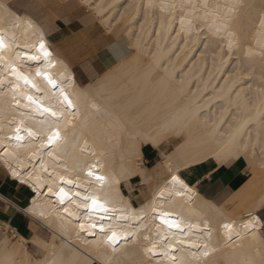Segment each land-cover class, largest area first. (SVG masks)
<instances>
[{
  "label": "bare ground",
  "instance_id": "1",
  "mask_svg": "<svg viewBox=\"0 0 264 264\" xmlns=\"http://www.w3.org/2000/svg\"><path fill=\"white\" fill-rule=\"evenodd\" d=\"M3 3L11 15L0 10V167L28 203L0 198L31 223L26 234L3 224L0 264H264V0ZM80 8L93 30L109 38L122 32L130 50L92 81L55 44L69 31L62 14ZM53 125L61 139L48 144ZM16 127L24 139L16 140ZM146 146L161 156L153 166L144 161ZM242 156L253 176L230 206L207 200L182 174L205 160ZM137 176L140 205L131 197ZM60 188L69 194L63 203ZM93 193L109 211L84 207ZM253 217L255 231L244 227ZM112 231L121 237L115 245L107 240ZM204 244L214 249L207 257L195 247Z\"/></svg>",
  "mask_w": 264,
  "mask_h": 264
},
{
  "label": "crops",
  "instance_id": "2",
  "mask_svg": "<svg viewBox=\"0 0 264 264\" xmlns=\"http://www.w3.org/2000/svg\"><path fill=\"white\" fill-rule=\"evenodd\" d=\"M66 15L61 18L69 31L55 44L76 68L82 79L88 81L94 80L108 66L129 53L128 48H125L120 40H110V42L104 43L102 36H97L98 34L95 31H92L94 32V36L96 35L95 37L92 36L93 34H90L92 32L87 27L94 22V19L89 12L80 8L66 13ZM84 29L85 31H83ZM99 40L102 44L99 43ZM169 147L171 148L172 146ZM169 147L163 149L168 150ZM245 158L244 156L239 157L233 163L230 162L231 164H225L217 159L205 160L183 169L182 174L185 180L189 184L196 186L207 200L214 202L218 206H230L231 198L244 188L253 176L250 167H248L249 162ZM160 160L161 156L158 149L151 148L150 146L144 148V161L147 165L153 166ZM4 172V170L0 169V192L20 206L27 205L26 194L14 182H11ZM140 181L138 176L132 179L134 190L131 197L136 205L143 204L146 201L145 196L140 190L143 187ZM123 189L128 193L125 186H123ZM10 203L0 198V218L4 220L0 219V236L3 233V224L5 222H9L18 229H24L27 232V229H25L27 227V220L22 222L20 218L16 217L15 214L19 213V211ZM258 211H260L259 214L264 219V206ZM93 264L100 263L95 262Z\"/></svg>",
  "mask_w": 264,
  "mask_h": 264
},
{
  "label": "snow or ice",
  "instance_id": "3",
  "mask_svg": "<svg viewBox=\"0 0 264 264\" xmlns=\"http://www.w3.org/2000/svg\"><path fill=\"white\" fill-rule=\"evenodd\" d=\"M0 10H3L8 15H11V13L8 11L6 5L3 3V0H0ZM231 10L232 9H230V11ZM229 46H231V45H229ZM4 47H5V44H4V40H3V34L0 33V49H3ZM39 47H40V50L43 52V54H44L45 57L51 55L50 52L46 49L43 41H41ZM38 58L39 57H37V56L30 57V59H33V60H36ZM22 78L25 80L26 83H31V81H29L27 77H22ZM0 83H2V81H0ZM48 83L49 84H52L53 86H55V83L56 82L49 77L48 78ZM33 87H35L34 84H33ZM63 97H64V101L66 102L67 107L68 108L73 107V101H72V99L69 98L68 94H63ZM28 100L33 101V103H35V101L33 100V98L31 96L28 97ZM44 111L45 112H50L53 117H56L57 116V113L52 112V110L50 108H45ZM25 131H26V133H27L28 136L36 135V133H34L32 131V129H26ZM49 131H50L51 134L47 136V142H48V144H53V143H55V142H57L58 140L61 139V134H60V131H59V129H58L57 126H55V125L51 126L50 129H49ZM20 132H21V128L20 127H16V129H15V133H16V137L15 138H16V140H22V139H24V137L20 135ZM92 175H94V173L91 172V171H89V176H92ZM104 179L105 178L103 176H96V180L99 183H102L104 181ZM172 180L174 182H179L181 185L184 184V182L182 180H180V177H178V176H175L174 175L172 177ZM68 183L69 184H72V183H74V181L69 180ZM49 191H51V188H49ZM188 191H191V189H188ZM77 195H79V194H77ZM57 196L59 197V199H60V201L62 203H63V201L65 199H68L69 198V194L67 192H65V190L63 188H60L59 192L57 193ZM88 201H90V205H89ZM84 207L85 208H89L90 207L92 210L99 209V210H102V211H105V212L109 211V209H108V207L106 206L105 203H103L100 200L96 199V194L95 193H93L91 196L85 197ZM64 211L67 212L68 211V208H65ZM112 211H115V210L113 209ZM161 220L169 228H180V223L177 222V220L166 219L164 215L161 216ZM257 220H258V218L253 217L251 220L248 221V223L246 225H244V227L246 229H250L251 231H255V227H256ZM81 227H83V225H81ZM95 227H97V225L96 224H92V228H95ZM99 227H100L101 231L103 232L105 225L100 224ZM224 227H225V229H227L229 231L232 229V225L231 224H226V225H224ZM104 234L107 235L106 233H104ZM120 239H121V237L118 236L115 231H112L111 232V235H108L107 236V240H108V242H109L110 245L117 244V242ZM171 246L172 245H169V247H171ZM195 247L198 250L201 247L203 248V251L201 252V256H203V257H207L210 254L211 251H214V249H210L209 248V245L208 244H204L202 246L201 245H195ZM154 250H155V244H153L151 248H146V251L148 253H152ZM174 264H175V262H174Z\"/></svg>",
  "mask_w": 264,
  "mask_h": 264
},
{
  "label": "rangeland",
  "instance_id": "4",
  "mask_svg": "<svg viewBox=\"0 0 264 264\" xmlns=\"http://www.w3.org/2000/svg\"><path fill=\"white\" fill-rule=\"evenodd\" d=\"M66 12H64L63 14H62V16H67L66 14H65ZM93 28L94 29H96V30H93L92 29V26H89V27H87V29L89 30V31H91V29H92V31H95L97 34H99L98 36H102V39H103V42L105 43H107V42H110V40H120L122 43H123V45L125 46V48H128V40H127V38L122 34V32H119V33H117V35H114L113 37H111V38H109V37H107L106 35H104V32H102L103 30H101L100 28H98V26L95 28V26H93ZM99 29V30H98ZM99 31H100V33H99ZM92 34V33H91ZM128 51H130L129 49H128ZM0 169L1 170H3V168H1L0 167ZM17 186H18V184H16ZM19 187V186H18ZM20 189H21V187H19ZM15 216L16 217H18V218H20L21 220H22V222H24V218H23V215H22V213L21 212H19V213H16L15 214ZM26 217V219H27V228H28V226H30V223H31V219L30 218H28L27 216H25ZM26 229V228H25ZM21 232H24L25 234L27 233V232H25L24 231V229H19Z\"/></svg>",
  "mask_w": 264,
  "mask_h": 264
},
{
  "label": "clouds",
  "instance_id": "5",
  "mask_svg": "<svg viewBox=\"0 0 264 264\" xmlns=\"http://www.w3.org/2000/svg\"><path fill=\"white\" fill-rule=\"evenodd\" d=\"M159 217H160V215H159Z\"/></svg>",
  "mask_w": 264,
  "mask_h": 264
}]
</instances>
